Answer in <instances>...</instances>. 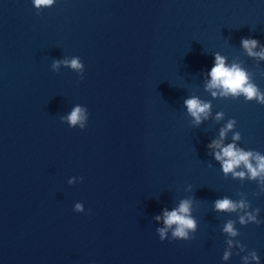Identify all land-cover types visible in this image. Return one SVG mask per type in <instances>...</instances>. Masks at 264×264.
Here are the masks:
<instances>
[{
    "label": "water",
    "instance_id": "1",
    "mask_svg": "<svg viewBox=\"0 0 264 264\" xmlns=\"http://www.w3.org/2000/svg\"><path fill=\"white\" fill-rule=\"evenodd\" d=\"M245 37L264 48V0H0V264H264V173L209 147L264 156V104L206 88L219 53L264 93ZM190 97L211 103L200 123ZM184 200L196 227L172 239Z\"/></svg>",
    "mask_w": 264,
    "mask_h": 264
},
{
    "label": "clouds",
    "instance_id": "2",
    "mask_svg": "<svg viewBox=\"0 0 264 264\" xmlns=\"http://www.w3.org/2000/svg\"><path fill=\"white\" fill-rule=\"evenodd\" d=\"M54 3V0H33L34 6L39 9L42 6H51ZM242 46L247 50L250 56L259 57L264 59V48L260 52H255L259 46V41L254 38H242ZM65 64H70L74 69H80L83 65L80 63L78 58H74L71 61H63ZM59 61H57L53 66H58ZM208 75L211 77L210 81L206 84L208 90L220 88L223 91L221 95L232 94L234 97L243 94L247 101H253L260 104H264V93L260 92L258 87L249 82V76L245 70L239 67V65L233 64L231 66L226 65L225 57L221 56L219 53L215 55V63L211 68ZM213 96H216L215 91L212 92ZM188 112L195 118L197 123L201 122L202 116L207 117L210 109L211 103L204 102L198 97H190L184 101ZM83 110L80 107H76L71 114L67 117L72 125H76L78 121L84 119ZM221 114H218L217 118H220ZM234 121H230L226 129L221 131V137L226 135L228 129L233 127ZM84 128V125L81 124V129ZM240 134L236 133L234 139H239ZM219 148L220 151L215 153L216 159L222 161L223 171L225 173L232 172L235 168L243 165L247 169V173L250 174L251 179H256L261 173H264V156H261L259 152L245 151L242 148H237L235 144H228L227 146H222V141H213L209 147ZM255 160V165L252 163V160ZM236 176L244 177L246 173L244 171L234 173ZM246 204L243 201L239 203L233 202L229 198L225 197L223 199H218L215 201V209L217 210H228L236 211L237 209H244ZM77 210H80L82 206L80 204L76 205ZM190 212V201L184 200L180 203L177 209L168 211L165 209L163 214V219L165 224L170 228L172 225H176V228L173 231L172 239H184L188 240L189 235L186 229H195V221L189 216L186 215ZM247 220H255L256 217L251 213H247ZM161 219V217H157ZM245 216L240 217V222L245 224L247 222ZM224 231L230 233L231 235H237L235 229L233 228V222L229 221L225 227ZM159 237L161 240H164L167 236V228L158 229ZM193 238V237H192ZM231 243V242H229ZM230 252H225L224 259H227L230 255ZM253 260L259 262L260 257L253 252ZM247 262L248 257L243 258Z\"/></svg>",
    "mask_w": 264,
    "mask_h": 264
}]
</instances>
